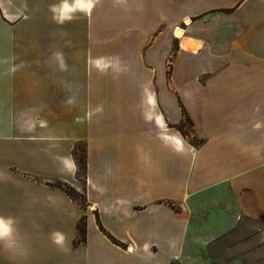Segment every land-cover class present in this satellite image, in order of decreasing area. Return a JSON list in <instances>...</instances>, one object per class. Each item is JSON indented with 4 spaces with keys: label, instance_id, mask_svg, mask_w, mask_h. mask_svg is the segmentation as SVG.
<instances>
[{
    "label": "crops",
    "instance_id": "obj_1",
    "mask_svg": "<svg viewBox=\"0 0 264 264\" xmlns=\"http://www.w3.org/2000/svg\"><path fill=\"white\" fill-rule=\"evenodd\" d=\"M259 218L264 0H0V264H261Z\"/></svg>",
    "mask_w": 264,
    "mask_h": 264
},
{
    "label": "rangeland",
    "instance_id": "obj_2",
    "mask_svg": "<svg viewBox=\"0 0 264 264\" xmlns=\"http://www.w3.org/2000/svg\"><path fill=\"white\" fill-rule=\"evenodd\" d=\"M173 37L174 32H173ZM171 61V58H170ZM166 64H168V60L166 61ZM177 132L180 133L181 136L189 138V140L194 141V143H197V139L194 137V129L191 123L185 122L179 129V127L176 128ZM78 152L77 154H80L81 160L83 161L82 156L84 155V145L79 144L77 146ZM83 168L79 170V175L78 178L80 180H83ZM55 184V183H54ZM77 200L82 204L84 207L85 203L83 202V198L80 196H77ZM244 225L249 227L245 229V231L242 233L243 234V239L246 243V252L252 251L255 253L253 257L249 258L250 260L260 262L261 264H264V235H262L261 238H259L257 235L259 233L264 234V218H259L257 220H249L245 219L244 220ZM252 255V253H250Z\"/></svg>",
    "mask_w": 264,
    "mask_h": 264
},
{
    "label": "trees",
    "instance_id": "obj_3",
    "mask_svg": "<svg viewBox=\"0 0 264 264\" xmlns=\"http://www.w3.org/2000/svg\"><path fill=\"white\" fill-rule=\"evenodd\" d=\"M185 122L191 123L189 118H188V116H187V114L182 111L181 123L178 126L179 129ZM192 143H194V141H192ZM194 144H196V143H194ZM78 145L79 144H76L74 149H73V151H72V156H73V159H74V161L76 163V166H77V176L79 175V170L81 168H83V175H85V170H86L85 155L82 156V158H83V161H82L80 159L81 158L80 154H77V152H78L77 146ZM51 185L59 187L62 190H64V192L72 200L76 201L78 204H80L82 206V204L77 200V196H80L81 198H83V200H84V196L82 194H79L78 192H76L72 187H70L67 184H62V183H59V182L56 183V184H51ZM84 241H85V224H84V220L82 219V220L79 221V223L77 225V237H76V239L74 241V244H78V243H81V242H84Z\"/></svg>",
    "mask_w": 264,
    "mask_h": 264
},
{
    "label": "bare ground",
    "instance_id": "obj_4",
    "mask_svg": "<svg viewBox=\"0 0 264 264\" xmlns=\"http://www.w3.org/2000/svg\"><path fill=\"white\" fill-rule=\"evenodd\" d=\"M183 35H184V32L181 29H177L176 32L174 33V36L177 39L181 40V46L184 50L194 52L195 47L193 45H191L187 40H184Z\"/></svg>",
    "mask_w": 264,
    "mask_h": 264
},
{
    "label": "snow or ice",
    "instance_id": "obj_5",
    "mask_svg": "<svg viewBox=\"0 0 264 264\" xmlns=\"http://www.w3.org/2000/svg\"><path fill=\"white\" fill-rule=\"evenodd\" d=\"M65 7H67V5ZM7 231H8V229L4 225V222L2 220H0V234L6 233Z\"/></svg>",
    "mask_w": 264,
    "mask_h": 264
},
{
    "label": "clouds",
    "instance_id": "obj_6",
    "mask_svg": "<svg viewBox=\"0 0 264 264\" xmlns=\"http://www.w3.org/2000/svg\"><path fill=\"white\" fill-rule=\"evenodd\" d=\"M63 239V237H60V240H62Z\"/></svg>",
    "mask_w": 264,
    "mask_h": 264
}]
</instances>
